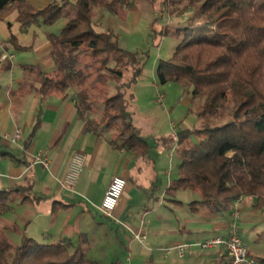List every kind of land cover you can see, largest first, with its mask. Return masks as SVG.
I'll return each mask as SVG.
<instances>
[{
	"label": "trees",
	"instance_id": "trees-1",
	"mask_svg": "<svg viewBox=\"0 0 264 264\" xmlns=\"http://www.w3.org/2000/svg\"><path fill=\"white\" fill-rule=\"evenodd\" d=\"M148 1L154 5L158 0ZM131 4L130 0H54L40 8L29 0H0V21L13 8L25 29L64 19L59 32L48 34L55 69L25 65V84L41 97L66 99L76 90L81 115L97 112L100 103L99 115L86 117V130L101 135L116 129L113 144L148 157L154 146L134 122L133 91L145 56L123 48L118 33L101 31L95 22L97 8L119 14L132 10ZM167 10L179 17L190 10L192 14L190 21L164 30L178 43L169 59L159 60L157 79L191 89L193 98L204 97L199 116L217 117L218 124L183 128L154 139L156 147H175L180 160L178 175L166 192L197 193L200 198L187 204L192 212L232 213L234 204L246 196L257 197L260 208L264 205V0H162V13ZM11 41L18 51L30 49L14 36ZM11 68L8 59L0 62V73ZM39 124L40 120L33 135ZM32 188L27 177L0 188V213L16 193L24 195V201L36 202L39 198ZM59 208L55 202L54 211ZM87 243L89 234L83 233L57 242L23 235L14 244L0 224V264H100L88 255Z\"/></svg>",
	"mask_w": 264,
	"mask_h": 264
},
{
	"label": "crops",
	"instance_id": "crops-1",
	"mask_svg": "<svg viewBox=\"0 0 264 264\" xmlns=\"http://www.w3.org/2000/svg\"><path fill=\"white\" fill-rule=\"evenodd\" d=\"M30 1L42 8L54 0ZM44 26L35 24L23 28L18 22L16 8L0 21V62L8 59L12 65L11 70L0 73V188L20 184L27 177L33 182V195L39 198L36 202L24 201L21 193L10 198L6 209L0 213V224L6 228L10 240L19 243L23 235H29L39 241L57 242L63 238H76L88 233L89 229L98 232L101 227L106 228L107 225L98 220V216L106 217L97 205L102 204L113 177L122 176L128 184L116 214L128 222L130 228L136 231L143 229L147 235L146 244L142 246L140 243L134 250L132 246L139 241L133 239L129 230L123 237L119 231L116 232L129 252V264H223L226 251L222 247L198 250L184 259L175 253L170 257L162 256L161 249L165 247L224 235L233 221V211L222 214L203 209L189 212L187 199H199L197 193L181 191L173 196L167 194L171 181L178 175L180 164L178 156L175 157V147L168 151L171 155L160 150L153 156L137 157L130 150L119 149L112 143L113 132L100 135L94 130H86V117L97 116V113L81 115L76 90L70 91L66 99L56 95L41 97L25 84L28 77V71L23 68L25 65L40 64L46 71L55 69L52 45L48 40V34L52 32H44ZM13 36L19 45L30 49L16 50L11 41ZM4 55L7 58L3 59ZM159 83L157 78L155 81L139 79L133 91L137 94L156 89L155 92L164 98L165 94H169L168 87L161 92ZM175 88L184 107L189 108L188 113H192L194 100L191 89L187 90L180 84ZM188 113L185 115L182 107L177 108L175 121L179 123L174 122V133L183 128L197 127L189 120ZM38 120L39 128L33 135ZM18 128L23 131L22 137L13 141ZM75 152L87 156L78 195L65 191L61 185ZM39 153L47 156L49 168L36 162L35 156ZM162 186L164 190L160 202L167 204L165 214L150 206L129 209L131 201L139 199L144 192L158 200ZM171 199L181 200L186 205ZM55 202L60 207L57 211H54ZM237 208L240 211L238 224L250 246V255L264 262V205L259 208L257 197L246 196L237 201ZM94 237L89 235V243ZM95 260L103 263L102 256Z\"/></svg>",
	"mask_w": 264,
	"mask_h": 264
},
{
	"label": "rangeland",
	"instance_id": "rangeland-1",
	"mask_svg": "<svg viewBox=\"0 0 264 264\" xmlns=\"http://www.w3.org/2000/svg\"><path fill=\"white\" fill-rule=\"evenodd\" d=\"M130 1L132 2L131 5L133 9L130 11L122 9L119 14H114L108 10L97 8L95 11V22L97 23V28L101 31L111 30L118 33L120 37V44L123 48L145 56L146 62L140 79L155 81L157 78V63L160 59H169L178 43L177 40L166 35L164 30L166 27L171 25L190 21L192 10L186 12L180 17L171 14L169 10H167V13L165 12L164 15L162 13V0H158L154 5L148 0ZM65 22L66 21L64 19H61L54 25H45L44 32H59L65 25ZM195 27L201 28L202 26L200 24H196ZM38 32H40V30H38ZM238 34L240 35L239 31ZM111 65H113V63ZM114 85V82H111V86L114 87ZM158 87L161 89V92L164 91L165 87H168L169 91V94H165L164 96V102L162 106L157 101L158 93L155 92L156 89H154L153 92H137V94L134 91L135 104L138 107L137 113L134 116V122L138 127L142 128V134L147 137L154 146L151 151V156H153V153L156 151L159 153L160 150H162L164 154L171 155L168 154V151H171L172 149H165L160 146L156 147L154 145V139L157 136L174 133V122L176 123L175 114L179 106L184 109L185 115L188 113L189 109L184 107L185 104L181 99V95H178L175 92V87H178L177 83H159ZM136 96H138V99H136ZM203 99L204 97L193 98L194 104L192 105V113H188L189 120L194 122L197 128L203 127L205 124L210 122V124L213 125L218 124L217 117H212L209 119L199 116V113L203 107ZM182 102L183 104H181ZM96 107L97 114L95 115L98 116L102 105L97 103ZM178 123L179 122L176 124ZM116 131L117 130L115 129L110 132H113V135H115ZM176 156L177 154L175 157ZM145 186H147V183ZM163 190L164 187L162 186L161 191L158 193V200L152 199L147 192L142 193L139 199L131 201L129 209L140 208L141 206H150L153 209H157V211L160 210L161 213L165 214L167 212V204L164 203V201L160 202ZM148 196L150 197L151 201ZM187 200L189 203L190 199ZM81 205V207L86 208L84 204ZM188 211L191 212L189 208ZM98 220L102 221V223L107 226L106 228L101 227L99 229L100 231L98 232L96 229H92L91 231H89V229L87 231L90 236L95 235L92 243L85 244L88 250V255L92 259H97L98 256H102V264H111V262L115 260H122L124 264H129L127 262L129 252L121 244L116 233L119 231V235L123 237L125 231L127 232L128 230L123 226H119V228L116 229L110 220L104 218L103 216H98ZM127 224L129 223L127 222ZM137 245H140V242L135 243V246H132L134 250L137 248ZM141 245L143 246L142 243ZM162 256L163 258L165 257L164 253Z\"/></svg>",
	"mask_w": 264,
	"mask_h": 264
},
{
	"label": "built area",
	"instance_id": "built-area-1",
	"mask_svg": "<svg viewBox=\"0 0 264 264\" xmlns=\"http://www.w3.org/2000/svg\"><path fill=\"white\" fill-rule=\"evenodd\" d=\"M3 59L7 56H2ZM158 102L163 105L164 98L162 94L158 95ZM23 131L18 128L12 137L13 141H17L22 137ZM37 163L42 164L45 168H49L50 161L43 153H39L35 156ZM87 161L86 154L82 152L73 153L67 171L61 180L62 188L70 193L79 194L78 185L81 176L85 169ZM127 179L122 176L113 177L105 198L102 204L97 205V209L114 225L123 226L129 230L133 239L139 241L142 244H146L147 235L141 230H133L127 223L116 214L119 202L127 187ZM240 218V211L237 208V202L234 204L233 221L229 227V230L224 235H216L203 240H196L190 242H182L173 246L165 247L162 250L165 257H170L172 254H176L179 258L184 259L186 257L194 255L198 250H211L218 247H222L226 251V259L223 264H264L261 260L250 255V246L242 235V229L238 224Z\"/></svg>",
	"mask_w": 264,
	"mask_h": 264
}]
</instances>
